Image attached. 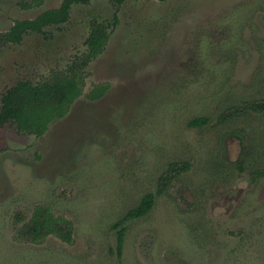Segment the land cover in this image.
Returning <instances> with one entry per match:
<instances>
[{"label": "rangeland", "instance_id": "374dc122", "mask_svg": "<svg viewBox=\"0 0 264 264\" xmlns=\"http://www.w3.org/2000/svg\"><path fill=\"white\" fill-rule=\"evenodd\" d=\"M62 1L0 0V31ZM116 7L76 2L68 21L2 45L0 106L86 51ZM118 14L67 115L43 135L0 129V264H264V111L248 105L264 99V0H125ZM98 82L110 88L92 100ZM159 188L120 253L112 224ZM37 205L70 218L75 241L31 240Z\"/></svg>", "mask_w": 264, "mask_h": 264}, {"label": "trees", "instance_id": "16d2710c", "mask_svg": "<svg viewBox=\"0 0 264 264\" xmlns=\"http://www.w3.org/2000/svg\"><path fill=\"white\" fill-rule=\"evenodd\" d=\"M35 0L29 6H37L42 0ZM91 0H63L57 7H50L41 11L32 18L16 19L14 24L5 31H0V47L6 43L21 42L28 32H44L49 25L66 22L70 19L72 5L88 3ZM125 0H114L116 7L113 23L103 20H94L91 23L87 37V50L74 55L67 67L54 70L51 75L41 82L29 79H20L8 87L2 95L0 106V129L7 123H12L20 132H29L43 135L50 124L68 114L72 104L84 93L87 83L86 78L90 74V64L105 50L111 35V29L119 22V7ZM110 88L109 82L95 83L87 96L92 99L102 97ZM254 110L264 111V99L253 100L248 104ZM232 113L225 115L224 119H230ZM219 121L221 118L219 116ZM209 122L208 116H199L191 119L189 125L203 126ZM190 161L174 162L170 169L177 174L191 167ZM162 182L165 184L166 175ZM167 183V182H166ZM158 191L145 193L140 201L129 208L125 214L117 219L112 228L117 232V248L121 253L127 232L126 223L129 220L147 215L154 207ZM29 227V237L33 241H40L49 235H55L65 242L75 241L74 223L64 214H55L48 206L37 205L33 210Z\"/></svg>", "mask_w": 264, "mask_h": 264}]
</instances>
